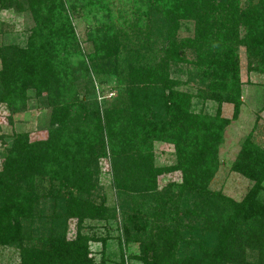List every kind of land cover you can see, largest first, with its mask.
I'll use <instances>...</instances> for the list:
<instances>
[{
	"label": "trees",
	"instance_id": "16d2710c",
	"mask_svg": "<svg viewBox=\"0 0 264 264\" xmlns=\"http://www.w3.org/2000/svg\"><path fill=\"white\" fill-rule=\"evenodd\" d=\"M23 3L35 25L26 47H0V102L17 113L28 105V90L47 92L52 126L46 140L14 134L7 149L0 170V243L20 249L21 264H93L88 238L79 232L68 240V223L111 218L92 198L98 159L109 153L115 179L127 192L150 191L156 198L158 224L148 230L137 225L135 213L122 210L126 241H140L144 264H264V147L249 136L235 160V170L252 182L241 200L209 189L217 147L243 103L240 47L249 70L264 73V0H132L119 10L110 0ZM84 15L96 22L87 34L88 52L74 25ZM183 26L186 36L180 35ZM136 43L150 46L155 61H147ZM189 55L186 75L197 79L195 96L217 101L215 115L192 112L193 93L183 88L188 81L174 75L185 71L181 63ZM128 57L124 100L103 113L91 107L84 99L91 67L118 73L117 64ZM223 103L233 104L232 118L222 115ZM155 141L175 144L178 161L168 171L191 169L190 179L170 182L160 194L154 191L162 171L154 165ZM188 192L196 196L193 212L205 218V227L184 222L173 210ZM132 227L141 237L131 235ZM248 249L258 252L255 261Z\"/></svg>",
	"mask_w": 264,
	"mask_h": 264
},
{
	"label": "rangeland",
	"instance_id": "374dc122",
	"mask_svg": "<svg viewBox=\"0 0 264 264\" xmlns=\"http://www.w3.org/2000/svg\"><path fill=\"white\" fill-rule=\"evenodd\" d=\"M18 1L17 5L5 6L4 8L0 3V47L9 45L26 47L28 44L31 29L35 22L29 6L24 4L23 0ZM131 3L132 0H110V4L115 5V10L129 9ZM89 19V17L85 18L84 15L82 18L79 17L74 20L76 31L85 52L92 50V44L87 42L86 38L90 25L96 23L95 20L89 21ZM186 27L183 26L184 30L180 32L181 36L189 34ZM136 44L147 61H155L150 46L146 48L142 47V43ZM157 45L161 46L160 43ZM155 53L157 54V51ZM239 55L242 81L240 94L243 103L238 118L231 120L232 122L227 126L217 147V169L209 184L210 190L237 200H241L252 186V182L237 172L234 166L243 144L251 136L257 144L264 147V73L249 70L250 59L245 47H240ZM192 59V55H189L188 59L181 63L185 71L174 73V75L188 81V84L183 88L193 93L191 99L192 112L215 115L219 103L196 97L198 85L195 80L197 79H188V75H186V71L191 69ZM129 61L130 58L128 57L117 64L118 73L94 70L91 67L87 90L90 96L84 98L90 102L91 107L99 106L103 113L107 108L116 106L118 101L124 100L128 79L126 65ZM132 62L134 61L132 60ZM233 113V104H222L224 117L232 118ZM52 114L53 109L48 104V93L39 95L35 89L28 90V105L21 112L12 113L5 102H0V170L3 168L7 149L15 137L14 134L26 133L30 141L48 139L52 126ZM153 147L154 165L157 169L162 170L157 178L158 185L154 190L156 193L162 192L170 182L179 183L190 179L187 175V173H191L190 167L184 166L181 170L173 172L167 170L168 167L175 165L178 161L174 143L155 141ZM96 170V174H94L96 185L92 190V198L97 205L109 214L111 213L112 216L109 219L85 218L80 222L77 218H72L68 223V240L77 238L79 232L85 235L88 238L89 256L93 264H144L140 257L142 256L140 241H126L123 211L127 215L130 210L135 213L137 225L140 227L147 225L148 230L151 224H158L153 216V207L157 203L156 198L150 196V191L127 192L122 183L115 179L109 153L99 157ZM195 197L194 193H186L181 198L180 204L173 210L184 222L205 227V218L193 212ZM259 197L264 202V190L261 191ZM142 234V232L138 233V228L136 230L134 227L131 228V235L141 237ZM248 251L250 253L248 259L255 261L258 252H252L250 249ZM0 264H21L20 249L0 243Z\"/></svg>",
	"mask_w": 264,
	"mask_h": 264
}]
</instances>
